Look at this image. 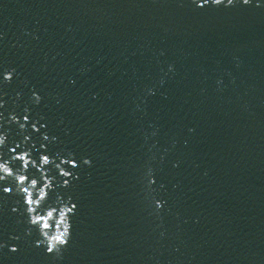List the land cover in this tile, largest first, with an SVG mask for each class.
Listing matches in <instances>:
<instances>
[{
	"label": "water",
	"instance_id": "water-1",
	"mask_svg": "<svg viewBox=\"0 0 264 264\" xmlns=\"http://www.w3.org/2000/svg\"><path fill=\"white\" fill-rule=\"evenodd\" d=\"M0 135L77 206L57 258L0 181V264H264V0H0Z\"/></svg>",
	"mask_w": 264,
	"mask_h": 264
},
{
	"label": "clouds",
	"instance_id": "clouds-1",
	"mask_svg": "<svg viewBox=\"0 0 264 264\" xmlns=\"http://www.w3.org/2000/svg\"><path fill=\"white\" fill-rule=\"evenodd\" d=\"M209 0H204V4H208ZM214 6H220L224 3V0H211ZM228 5L233 3V0H227ZM244 4H248L249 0H243ZM203 6V5H200ZM169 70H172V66H169ZM12 69L5 73V79L11 80L13 72ZM163 84V80H161ZM151 93L152 90L150 89ZM40 97L36 96V100L39 101ZM15 119V117H13ZM23 127V125H21ZM155 135V133H153ZM47 139V137H45ZM6 144V137L0 135V146ZM71 155V153H69ZM13 160H19L23 164V169L14 170L10 166L8 161L0 162V181L6 179H13L18 185L17 191L24 196L25 204L27 205V214L29 217V223L31 226L38 228L39 233L42 236V240L38 243H46V251L48 254H52L59 258L62 256L63 249L67 248L72 236V216L75 214L76 204L71 201H56L55 204H49V193L53 189L52 181L45 177L43 186H40V182L36 178H31L24 174L25 170L29 169L30 165H35L34 160H30L28 152H22L17 156L13 157ZM52 163L51 158L48 155H42L40 157V166L47 167ZM63 163L69 166H76L74 160H65ZM85 165H91V160L85 159L83 161ZM55 167L59 169L60 174L65 177L64 185H69V177L71 173L65 168L61 167L60 164H56ZM154 170L151 166L147 168L145 173V198L149 202V206L154 207L155 212L158 214L164 206V201L156 198L155 189L152 185L155 184ZM25 185H28L25 187ZM5 192L11 191L9 188L4 189ZM47 205V206H45ZM16 251L15 247L10 249Z\"/></svg>",
	"mask_w": 264,
	"mask_h": 264
}]
</instances>
